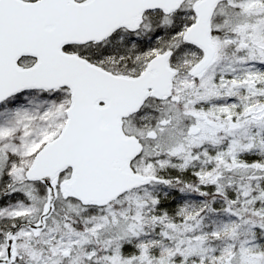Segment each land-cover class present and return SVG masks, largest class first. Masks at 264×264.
I'll return each mask as SVG.
<instances>
[{
    "label": "snow or ice",
    "instance_id": "snow-or-ice-1",
    "mask_svg": "<svg viewBox=\"0 0 264 264\" xmlns=\"http://www.w3.org/2000/svg\"><path fill=\"white\" fill-rule=\"evenodd\" d=\"M0 264H264V0H0Z\"/></svg>",
    "mask_w": 264,
    "mask_h": 264
}]
</instances>
